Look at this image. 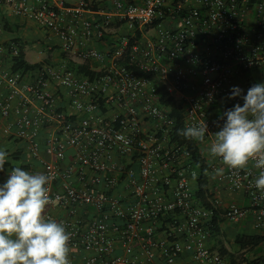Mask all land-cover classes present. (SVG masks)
<instances>
[{
    "label": "built area",
    "instance_id": "built-area-1",
    "mask_svg": "<svg viewBox=\"0 0 264 264\" xmlns=\"http://www.w3.org/2000/svg\"><path fill=\"white\" fill-rule=\"evenodd\" d=\"M13 18L47 32L49 55L33 69L14 68L25 40ZM106 34L105 49L91 45ZM139 72L185 100L184 128L208 124L196 140L206 203L196 193L199 162ZM261 81L264 0H0L1 130L26 153V170L49 176L44 215L71 234L70 264H255L248 248L220 239L225 222L249 215L264 236V191L255 187L264 169L254 159L231 168L208 148L223 111L243 103L226 98L231 86L246 92Z\"/></svg>",
    "mask_w": 264,
    "mask_h": 264
},
{
    "label": "clouds",
    "instance_id": "clouds-1",
    "mask_svg": "<svg viewBox=\"0 0 264 264\" xmlns=\"http://www.w3.org/2000/svg\"><path fill=\"white\" fill-rule=\"evenodd\" d=\"M237 100L220 116L218 131L208 148L231 168H244L250 160L264 169V81L252 84L247 91L232 85L226 98ZM189 139L203 141L208 132L206 121L180 130ZM8 152L0 148V171L4 170ZM222 173L223 169H216ZM49 176L32 173L17 165L0 183V264H70L71 234L63 221L46 217L50 203ZM264 191V170L255 180Z\"/></svg>",
    "mask_w": 264,
    "mask_h": 264
},
{
    "label": "trees",
    "instance_id": "trees-1",
    "mask_svg": "<svg viewBox=\"0 0 264 264\" xmlns=\"http://www.w3.org/2000/svg\"><path fill=\"white\" fill-rule=\"evenodd\" d=\"M87 1H90V3L92 4V7H96V4L98 3V0H87ZM6 29L9 31L16 30L15 28L12 27V25L8 23H7ZM13 60H14V68H20L23 70L33 69L40 64V62L31 63L25 59L24 43L23 45L20 46V50L18 54L13 58ZM78 69L88 74L89 73L94 74L93 71H90L87 69L86 65H79ZM139 73L146 75L153 80L160 102L165 105L170 106L171 108V113L174 117L173 135L177 138L178 141L183 142L187 145L188 149L190 150L192 154L193 159L197 163L199 162L200 174L198 176V190L196 193L199 196V198H201L203 203H206L207 202L206 197L208 196V194H206L208 191V181H207L205 173L203 174L202 171L207 167V163L206 162L204 163V157L199 151V147L196 143V140L186 138L180 132V130L184 129L182 111H183L185 100L184 99L176 100L173 96H171L166 91L163 84H161L160 81H158L154 75L150 73H143V72H139ZM212 112L217 115L220 114L216 105L213 107ZM68 155L69 153H67V156ZM25 158H26V153L24 152V150L16 149L15 151L11 153V159L6 161L4 167L13 168L14 166L19 165L25 169L28 167V165H26L23 162ZM218 232H219V227L217 224H215L212 230V236L214 239L216 238ZM233 241H234V244L238 245L241 249H244V248L254 249L260 246V244L264 242V236L258 233H246V232L240 231V232L235 233L233 237ZM219 251L222 254H226L230 259L233 258V255L228 250H226L224 247L221 246L219 248ZM262 261H264V256L257 257L254 260V263L257 264Z\"/></svg>",
    "mask_w": 264,
    "mask_h": 264
},
{
    "label": "crops",
    "instance_id": "crops-1",
    "mask_svg": "<svg viewBox=\"0 0 264 264\" xmlns=\"http://www.w3.org/2000/svg\"><path fill=\"white\" fill-rule=\"evenodd\" d=\"M67 2H74L76 0H65ZM14 21L16 23H19V27L20 29H18L20 35L22 37H24V51H25V58L27 59V56H26V46L28 45V42H33V40L35 39H40L36 42H33L34 45H35V53H38L40 54V58H43L45 56H48L49 55V51L47 50V41L48 39H46V36H47V32L46 31H43V30H39L38 28H36L34 26V24L30 21H27V20H24L22 18H13ZM34 27V29H37V31L39 32H42L41 34L42 35H38L35 31L33 34V37L30 39V37H27V31ZM44 33V35H43ZM40 37V38H39ZM111 36L109 35H105L104 37V40L103 41H100V42H93L91 43L92 46L96 47V48H99L101 50L105 49V45L107 44L106 42H109ZM47 40V41H46ZM38 59V60H39ZM28 60V59H27ZM29 61V60H28ZM30 62V61H29ZM4 120L2 118H0V148H4L6 149V151L8 152V156H7V161L11 159V153L13 151H15V148H16V143L11 140L8 136H5L3 133H2V130H1V125L3 124ZM9 167H4V170L0 171V183L1 182V176H5L6 178V172H7V169ZM6 180V179H5ZM230 198H232L234 201H236L237 203L240 202V204H244L246 203L245 199L242 198L241 195L239 194H230L229 195ZM242 222H247L245 225H242L240 228L237 227L238 224H236V229L238 230L237 232H246V233H256L253 231L252 229V226H251V221H242ZM249 229V230H248ZM246 230L250 231V232H247ZM219 240L218 239H214L213 238V243L215 242H218ZM244 255L249 257V258H253V259H256L257 257H260V256H264V242L260 244V246H258L257 248H254V249H250V251L248 250H244Z\"/></svg>",
    "mask_w": 264,
    "mask_h": 264
},
{
    "label": "rangeland",
    "instance_id": "rangeland-1",
    "mask_svg": "<svg viewBox=\"0 0 264 264\" xmlns=\"http://www.w3.org/2000/svg\"><path fill=\"white\" fill-rule=\"evenodd\" d=\"M35 31H37V29H34V27H32L30 29V31L29 30L27 31V33H26L27 37H30V39H31L33 37V34H35L34 33ZM36 33L38 35H42L41 34L42 32L37 31ZM43 35H44V33H43ZM38 40H40V39H35V40H33V42H36ZM33 42H30V43L28 42V45L26 46V56L30 62H35L40 58V54L34 52L35 51V45ZM5 179H6L5 176H1V182H3ZM238 203L240 204V202H238ZM251 218H252V216L249 215L247 217L246 221H251ZM246 223L247 222H240V223H238L237 227L240 228L242 225H245ZM224 226H226V227L224 228V233L222 235V239H220L221 237H219V236L216 237V239L223 240L224 243L227 244V246H229L230 248H233V246H234L233 237L236 233V228H235L236 225L228 224L225 222ZM248 230H246V231L250 232ZM248 251H250V249Z\"/></svg>",
    "mask_w": 264,
    "mask_h": 264
}]
</instances>
